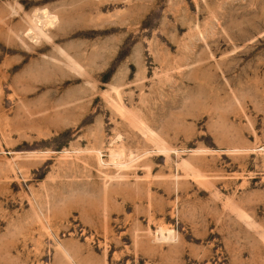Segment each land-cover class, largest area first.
<instances>
[{"label":"rangeland","instance_id":"1","mask_svg":"<svg viewBox=\"0 0 264 264\" xmlns=\"http://www.w3.org/2000/svg\"><path fill=\"white\" fill-rule=\"evenodd\" d=\"M0 264H264V0H0Z\"/></svg>","mask_w":264,"mask_h":264},{"label":"bare ground","instance_id":"2","mask_svg":"<svg viewBox=\"0 0 264 264\" xmlns=\"http://www.w3.org/2000/svg\"><path fill=\"white\" fill-rule=\"evenodd\" d=\"M40 13V15H38L37 13H35L34 14V17H33V26H35L34 28L37 30V32H39V33H41L42 34V32H43V28H41V27H43V26H41V27H39V26H37V24H36V22H38V21H40L39 19H43L44 21H53V18H54V16L52 15V14H49V12L47 11V10H42V11H39ZM43 20H42V22H43ZM53 23V22H52ZM41 25H42V23H41ZM38 38V37H37ZM113 150V149H112ZM112 152V151H111ZM117 153H118V151H117ZM121 154V153H120ZM122 155V154H121ZM113 157H114V155H113ZM122 158V157H121ZM119 160V159H118ZM119 162V161H118ZM121 162V161H120Z\"/></svg>","mask_w":264,"mask_h":264}]
</instances>
